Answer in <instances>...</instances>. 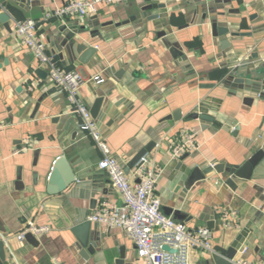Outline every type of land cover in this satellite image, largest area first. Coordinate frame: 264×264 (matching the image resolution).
<instances>
[{"label":"crops","instance_id":"1","mask_svg":"<svg viewBox=\"0 0 264 264\" xmlns=\"http://www.w3.org/2000/svg\"><path fill=\"white\" fill-rule=\"evenodd\" d=\"M67 1L34 0L24 7L6 4L0 13L11 15V27L15 20H36L48 53L62 68L77 70L87 79H104L100 85L88 81L79 95L90 109L104 95L97 122L124 170L156 142L148 155L162 169L156 188L162 210L180 211L181 216L172 213L171 217L189 228H209L212 223L214 253L236 246V262L264 261V158L250 180L233 177L236 191L216 172L187 187L195 167L242 166L264 151V100L256 97L247 106L243 97L222 84L230 71L247 79L256 71L264 72V0H121L98 6L85 19H47ZM152 3L166 5L155 20L143 12ZM132 17L136 20L125 24ZM214 17L220 26L247 35L214 38ZM73 30L79 41L97 48L89 65L72 61L61 45ZM161 32L166 36L159 37ZM222 40L230 46L223 48ZM174 48L183 56L174 57ZM178 111L181 118L175 119ZM196 111L214 120L192 119ZM80 130L79 117L52 83L47 68L0 23V240L5 243L0 264H117L121 248L124 264H144L125 232L95 222H91L98 237L95 253L87 260L81 256L73 226L89 221L102 201L124 204L108 174L97 167L101 153L85 133L83 143L89 145L85 156L96 163L92 178L57 196L46 192L54 162ZM185 131L195 135L198 148L179 167L185 154L173 161L171 146L181 142ZM94 199L96 209L91 208ZM30 221L50 228L36 237L37 246L17 239ZM212 254L193 251L190 264H208Z\"/></svg>","mask_w":264,"mask_h":264},{"label":"built area","instance_id":"2","mask_svg":"<svg viewBox=\"0 0 264 264\" xmlns=\"http://www.w3.org/2000/svg\"><path fill=\"white\" fill-rule=\"evenodd\" d=\"M119 1L121 0H69L51 11L47 19L60 21L85 19L95 13L98 6L113 5ZM12 28L38 63L47 68L54 86L61 94L66 95L70 108L79 117L81 130L93 140L101 153L97 167L108 174L113 187L123 197L122 206L102 201L97 210L90 215L89 221L125 232L134 242L137 255L144 264H190L193 251L214 253L213 232L210 228L203 226L189 228L185 222L164 214L161 202L156 197L162 169L152 162L150 155H144L129 175L112 155L97 120L91 114L90 107L79 95V90L88 81L100 85L104 83V79L101 76L87 79L77 70L69 71L62 68L57 58L48 53L47 45L38 33L36 20H15ZM28 142L29 147L31 142L30 140ZM197 148L195 135L185 131L181 142L171 146V159L177 161L184 154L192 153ZM137 178L139 181L133 180ZM49 231L48 226H38L30 221L17 235V239L26 242L28 234L39 237ZM164 246H169L178 253L165 251ZM235 264H264V261L252 263L240 260Z\"/></svg>","mask_w":264,"mask_h":264},{"label":"water","instance_id":"3","mask_svg":"<svg viewBox=\"0 0 264 264\" xmlns=\"http://www.w3.org/2000/svg\"><path fill=\"white\" fill-rule=\"evenodd\" d=\"M34 0H0V8H4L6 4H17L21 3V7H24L25 4L28 6ZM157 1V0H154ZM166 7L163 3H152L143 8V12H149L151 15L149 20H155L159 18L158 10L164 9ZM215 17L211 20V31L212 36L214 38H223L226 35L231 34L232 37L246 36L247 34L238 33L229 27L220 26L217 21H215ZM11 15L7 12L0 13V23L3 27L9 32L12 33L11 27ZM136 20V17H132L131 20L127 21L125 24H128L130 21ZM78 29V28H77ZM67 27L62 30V32H66ZM250 35V34H249ZM166 36L165 32H161L159 37ZM63 47H66L68 54L70 55L72 61L79 62L82 65H89L93 59L97 55V48L94 46L87 45L84 42L79 41L78 33L76 30L70 31L67 35V38L61 44ZM221 45L223 48H227L230 46L227 40H222ZM174 57L183 56V52L179 49L174 48L171 50ZM61 57H63L61 55ZM8 61L5 60V64ZM42 77H44L41 72H38ZM253 72H248L250 75ZM260 73L262 75H260ZM123 74L121 70L117 76ZM264 72H254V76L252 78L247 79L246 76H243L241 73L236 71H230L222 77V84L228 87L231 92L235 93L243 97L244 104L247 106H251L255 98H259L264 100ZM105 103L104 95L99 96L93 106L91 107V114L94 119H99L101 114H103V106ZM175 119L181 118V112L178 111L174 114ZM192 119L199 118L205 121H213L212 117H209L206 113L202 112H194L191 114ZM55 122L58 119L54 120ZM77 130V126H76ZM81 131V130H80ZM83 131H75L71 136V143H69L62 150V154L56 159L53 164L52 170L47 178L46 192L50 196H57L62 193H65L69 188L76 184L77 182H81L86 178H92L90 175V171H94L96 163L94 160H88L87 156H85V152L89 145L83 143V140L86 138ZM157 144L155 141L150 143L146 149L141 151L138 157L133 161L132 165L125 169L127 175L130 174V169L138 163V161L146 154L153 152L156 148ZM190 156V153H186L179 163V167L183 165V160ZM264 158V151H258L255 155H253L246 163L242 166H229L223 163H216L212 165H207L206 167L199 168L195 167V169L189 175L187 187L192 186L197 181L205 179L211 173H218L222 175L225 179L226 185L231 188L233 191L237 190V186L233 177H236L241 180H250L255 172V169L258 167L262 159ZM101 159V158H100ZM99 159V161H100ZM18 177L21 178V171L18 172ZM37 175L34 174V181L36 183ZM97 199L92 200V209H96ZM165 214L167 216H171L172 213L175 215L181 216V212L169 207L163 208ZM181 219V218H179ZM209 228H212V223L208 224ZM73 235L77 238L78 244L81 247V256L84 259H88L89 255H93L95 253L96 247L95 244L98 241V237L92 231V223L88 220H85L81 223L75 224L72 228ZM27 242H29L33 246L38 245L37 238L28 234ZM163 249L170 253H178L177 251L171 249L169 246H164ZM120 258L117 260V264H124L125 262V250L123 248L120 249ZM238 248L236 246H232L226 251L213 253L208 264H235L236 257L238 255ZM0 256L2 258L5 257V243L0 240Z\"/></svg>","mask_w":264,"mask_h":264}]
</instances>
